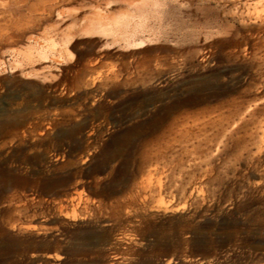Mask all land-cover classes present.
<instances>
[{
  "label": "rangeland",
  "instance_id": "374dc122",
  "mask_svg": "<svg viewBox=\"0 0 264 264\" xmlns=\"http://www.w3.org/2000/svg\"><path fill=\"white\" fill-rule=\"evenodd\" d=\"M0 264H264V0H0Z\"/></svg>",
  "mask_w": 264,
  "mask_h": 264
},
{
  "label": "bare ground",
  "instance_id": "6f19581e",
  "mask_svg": "<svg viewBox=\"0 0 264 264\" xmlns=\"http://www.w3.org/2000/svg\"><path fill=\"white\" fill-rule=\"evenodd\" d=\"M122 7L121 8L119 7V8L123 9L125 6L123 8ZM126 8L128 9V7H126ZM109 14H110V16L109 15H105V14H101L100 12H97V11H89L87 13H83V15H84L83 16V20H85V23H83V26L81 28H79V33L82 34V35H88V36L89 35H93V34H106V35L111 34L112 32H114V29H113L114 27H116V29H117V28L125 25L126 22L128 21V19L130 18V16L132 15L131 12L123 11V10L122 11L120 10V12H118V14L114 13L116 15H112L111 16V13H109ZM115 31H117V30H115ZM71 34L72 33H70V31L69 32H65L64 34L61 35L60 40L68 41V38H69V36ZM73 35H76V33L73 34ZM45 36H47V35H45ZM69 40H71V38H69ZM38 42L39 41H37V43ZM44 45H46V44H43V46ZM61 46H63V45H61ZM23 51H22L23 52V56L26 59H29V60H31V57L35 56V55L36 56L37 55L41 56L42 58H40V57L39 58L43 59V57H45V54L48 53V52H50V54H52V53L54 54L55 53V55H56V52H61V53H64L67 57L71 56V53L68 51V48L63 50V51L57 50L55 48V44H54L53 40H52V42L48 43L45 47H41V46L40 47H33V46L29 45L27 47V49L26 50L23 49ZM24 57H23V59H25ZM60 58H62V57H60ZM26 61H28V60H26ZM50 61H52V60H50ZM57 62H59V61L57 60ZM64 62H65V60H64Z\"/></svg>",
  "mask_w": 264,
  "mask_h": 264
}]
</instances>
